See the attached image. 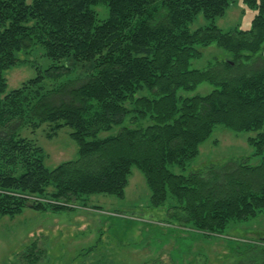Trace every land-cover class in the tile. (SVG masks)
I'll return each instance as SVG.
<instances>
[{
	"label": "trees",
	"instance_id": "obj_1",
	"mask_svg": "<svg viewBox=\"0 0 264 264\" xmlns=\"http://www.w3.org/2000/svg\"><path fill=\"white\" fill-rule=\"evenodd\" d=\"M234 1L0 0V160L12 171H0V188L14 194H0V213L72 210L24 196L67 205L94 194L121 198L134 168L146 180L152 207L173 198L171 218L182 226L220 235L231 221L263 213L264 156L256 166L231 162L187 175L171 170H186L218 125L260 132L250 143L264 153V65L252 68L264 63V0H242L255 13L249 30L224 32L214 21ZM99 5L109 9L101 22L94 10ZM199 15L211 24L191 32L188 25ZM35 43L53 64L8 92L5 72ZM212 45L230 53V63L191 69L200 47ZM79 67L88 70L81 85L68 80L44 89L46 79ZM204 83L214 91L180 96ZM44 124L50 137L71 130L78 159L46 167L43 149L17 132ZM254 251L249 264H264V245Z\"/></svg>",
	"mask_w": 264,
	"mask_h": 264
},
{
	"label": "rangeland",
	"instance_id": "obj_2",
	"mask_svg": "<svg viewBox=\"0 0 264 264\" xmlns=\"http://www.w3.org/2000/svg\"><path fill=\"white\" fill-rule=\"evenodd\" d=\"M94 10L100 22L108 19L107 6L99 5ZM254 15L242 0H235L224 17L214 23L224 32L249 30ZM209 24L210 21L199 15L188 27L194 32ZM34 45L19 54L18 64L5 72L8 92L22 88L37 77L39 71L43 72L53 64L45 55V49L39 44ZM199 50L201 56L191 62V69L205 71L232 60L230 53L216 45L200 47ZM263 65L258 62L252 68L259 69ZM87 71L79 67L57 80L46 79L44 89H57L68 80H73L77 87L85 81ZM214 89L204 83L194 91L179 93L182 97L204 96ZM127 125L136 126L129 120ZM10 131L12 125L2 134ZM17 132L43 149L49 170L78 159V146L67 127L52 137L49 136L50 124L36 129L23 126ZM259 133L235 132L218 125L200 146L198 155L186 163V170L180 165L171 167V170L187 175L211 166L224 167L231 162L259 165L264 153H259V147L250 143V139H255ZM0 171L12 173L2 160ZM53 191L51 187L48 192ZM0 194L14 195L1 188ZM24 198L72 210L44 211L26 207L13 217L0 213V264H249L255 245H264V212L247 221H231L220 235L205 234L171 218L173 198L170 197L160 208L152 207L151 191L143 174L136 168L132 170L121 198L94 194L87 196L84 203L68 205L46 197ZM31 246H35V251L28 254Z\"/></svg>",
	"mask_w": 264,
	"mask_h": 264
}]
</instances>
